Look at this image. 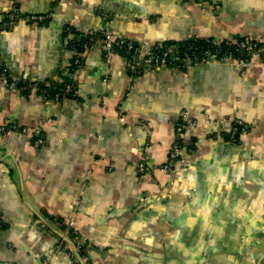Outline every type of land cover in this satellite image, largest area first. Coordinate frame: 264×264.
<instances>
[{"label": "crops", "instance_id": "obj_1", "mask_svg": "<svg viewBox=\"0 0 264 264\" xmlns=\"http://www.w3.org/2000/svg\"><path fill=\"white\" fill-rule=\"evenodd\" d=\"M209 1L215 9L195 0H0V18L14 7L49 14L43 25L19 21L0 30V56L17 86L0 85V125L40 126L39 135L0 133V264H264L257 56L246 69L139 63L133 72L95 43L69 72L65 26L141 44L264 39V0ZM64 79L77 83L76 99L27 91ZM182 111L193 123L184 139L190 152L166 172L158 167ZM235 121L246 132L230 142ZM139 161L152 169L139 175ZM54 218L74 219L86 260L57 246Z\"/></svg>", "mask_w": 264, "mask_h": 264}, {"label": "built area", "instance_id": "obj_2", "mask_svg": "<svg viewBox=\"0 0 264 264\" xmlns=\"http://www.w3.org/2000/svg\"><path fill=\"white\" fill-rule=\"evenodd\" d=\"M203 8L215 9L209 0H195ZM49 19V14H37V13H19L10 11L7 16L4 15L0 18V30H9L16 25L17 22L23 21L27 23H34L38 25L45 24ZM87 35L86 42L82 45L83 50L77 51L73 47H68L75 38V33L72 27H64L63 41L65 47H67L70 53V65L72 70L75 71L81 67L82 54L88 50L93 44H101L103 50L107 54H118L116 51L121 52L125 68L132 70L133 72H140V68H137L139 63H143L152 68L170 67L173 69H183L189 66L198 64H210V63H229L232 62L239 69H246L253 64V57L257 56L264 67V39H257L251 37H244L241 40L235 39H223L225 43L232 44L234 51L238 54L223 53L220 47L222 40L214 41L213 48H204L201 52L191 51L189 53L182 51L179 44L176 42H157L153 44H141L129 38H124L113 34L108 31H93ZM50 83H46L44 87H37L33 84L27 91L35 93L42 99H50L53 101H62L71 97L77 96V83L72 79L64 87L54 94L49 95ZM0 85L10 90H16V82L12 71L3 61L0 56ZM70 96V97H69ZM73 99V98H72ZM193 125L192 122L186 123V112L182 111L178 120L174 125L175 139L172 142L166 161L158 168L160 170L171 172L174 170L177 163L181 160L183 151L190 152V149L186 147L184 143L185 130ZM19 132L25 133L30 131L32 134L39 135L40 126L24 127L9 119L5 120L0 125V133L6 132ZM246 128L242 121H235L230 133L227 136V140L234 142L237 136L241 133H245ZM39 139H35V145L38 144ZM135 169L139 175L152 169V167L145 161H139L135 165ZM1 223V218H0ZM53 227L58 230L64 237L68 238L71 243L75 245L77 253H79L78 247L81 244V240L75 231V221L73 218L68 220L54 218L51 220ZM60 249L67 252L70 257H74L75 250L64 239H58V245ZM81 257V256H80ZM82 260H86L85 256L81 257Z\"/></svg>", "mask_w": 264, "mask_h": 264}, {"label": "trees", "instance_id": "obj_3", "mask_svg": "<svg viewBox=\"0 0 264 264\" xmlns=\"http://www.w3.org/2000/svg\"><path fill=\"white\" fill-rule=\"evenodd\" d=\"M13 11L18 12L15 7L13 8ZM4 17V16H3ZM74 30L75 33V38L74 40L69 43L68 47H73L75 48L77 51H82V45L86 42L87 39V35H83L81 33H79L77 30ZM243 38H238L235 40H241ZM177 44H179L180 48L182 51H185L187 53L191 52V51H196V52H201L202 49L204 48H213V43L214 41L212 39H204V38H200V37H193L190 38L186 41H182V42H176ZM222 52L223 53H229L231 55L233 54H238L236 51L232 52V50L234 51L233 45L232 44H227L225 43V40H222V42L219 44ZM116 53L121 54V52L116 51ZM11 70V69H10ZM73 71L72 70V66H69V72ZM70 79H64L61 82H55V81H51V80H45V81H40V82H34L33 84L37 85V87H44V85L46 83H50V88L49 90V95L46 96V98H48L50 95L54 94L56 91H59L60 89H62L64 87L65 82H69ZM70 97V96H69ZM76 99L77 97H71L69 99ZM245 127V126H244ZM35 138H38V136H36ZM79 253L82 254L84 253L83 250L85 249L84 244H80L79 245Z\"/></svg>", "mask_w": 264, "mask_h": 264}, {"label": "water", "instance_id": "obj_4", "mask_svg": "<svg viewBox=\"0 0 264 264\" xmlns=\"http://www.w3.org/2000/svg\"><path fill=\"white\" fill-rule=\"evenodd\" d=\"M49 229H51V230L53 229V232L56 233L59 236V238L64 239L65 241H67L72 246V248L75 250L76 256L79 257V259L81 260V257L79 256V254L77 253V251L75 249V245L73 243H71L68 238L64 237L58 230L54 229L53 227L52 228L49 227Z\"/></svg>", "mask_w": 264, "mask_h": 264}]
</instances>
